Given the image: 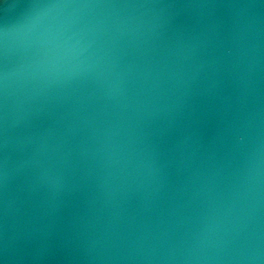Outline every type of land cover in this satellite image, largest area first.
<instances>
[{"label":"water","instance_id":"water-1","mask_svg":"<svg viewBox=\"0 0 264 264\" xmlns=\"http://www.w3.org/2000/svg\"><path fill=\"white\" fill-rule=\"evenodd\" d=\"M0 264H264V0H0Z\"/></svg>","mask_w":264,"mask_h":264}]
</instances>
